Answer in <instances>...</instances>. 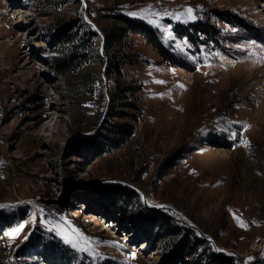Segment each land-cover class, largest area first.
I'll list each match as a JSON object with an SVG mask.
<instances>
[{
	"label": "rangeland",
	"instance_id": "1",
	"mask_svg": "<svg viewBox=\"0 0 264 264\" xmlns=\"http://www.w3.org/2000/svg\"><path fill=\"white\" fill-rule=\"evenodd\" d=\"M114 15L180 64L129 32L106 73ZM73 19L97 35L66 76L52 43ZM116 123L133 133L95 156L88 138ZM122 189L209 252L264 264V0H0V264H161L163 246L106 207ZM43 245L63 251L48 261Z\"/></svg>",
	"mask_w": 264,
	"mask_h": 264
},
{
	"label": "trees",
	"instance_id": "2",
	"mask_svg": "<svg viewBox=\"0 0 264 264\" xmlns=\"http://www.w3.org/2000/svg\"><path fill=\"white\" fill-rule=\"evenodd\" d=\"M111 17L114 18L116 26L110 28L109 35H104L102 44L104 55L107 56L104 70L106 73L120 74V67L124 61L118 59L117 54H113V50L120 49L125 45L124 39L129 32L142 34L160 56L171 64H180L162 47L157 32L151 26L126 15ZM78 20L62 21L59 31L53 35L52 47L60 53L54 58V62L56 68L66 76L87 63L89 51L94 48L95 36L97 35L96 30L90 26H88V29L82 28L78 24ZM191 25L195 31L203 32L206 36L215 34L213 27L209 25ZM189 37L192 41L198 40V36L193 31H191ZM112 127L109 129V133H101L99 137L88 138L87 148L95 156L110 147L121 146L134 131V126L127 123H116ZM214 142L215 146H222L218 144V141L215 140ZM91 192L96 194L97 190ZM112 195L113 197L110 195L106 207L113 206V208L118 209L120 212L118 218L121 224L130 223L140 231V234L163 246L166 255L161 264H234L231 257L209 252L205 247H202L203 241L201 239L189 235V230L182 232L180 226L175 224L164 212L156 209L144 211L129 208L130 194L126 189L118 192L114 191ZM56 247L43 245L37 251L46 260L50 261L49 258L57 257L59 251L62 250Z\"/></svg>",
	"mask_w": 264,
	"mask_h": 264
},
{
	"label": "snow or ice",
	"instance_id": "3",
	"mask_svg": "<svg viewBox=\"0 0 264 264\" xmlns=\"http://www.w3.org/2000/svg\"><path fill=\"white\" fill-rule=\"evenodd\" d=\"M186 12L189 16H191L193 19H195V16L193 15V10L191 8L187 9ZM133 15H135V14H133ZM0 207H4V206L0 205ZM22 228H23V225L19 226L16 229H13V231L10 232L9 235L14 237L16 234H18L21 231ZM66 242L71 243L72 241L69 239ZM73 246L75 247V245H73ZM84 250L86 251L87 249H84Z\"/></svg>",
	"mask_w": 264,
	"mask_h": 264
},
{
	"label": "bare ground",
	"instance_id": "4",
	"mask_svg": "<svg viewBox=\"0 0 264 264\" xmlns=\"http://www.w3.org/2000/svg\"><path fill=\"white\" fill-rule=\"evenodd\" d=\"M254 5V4H253Z\"/></svg>",
	"mask_w": 264,
	"mask_h": 264
}]
</instances>
